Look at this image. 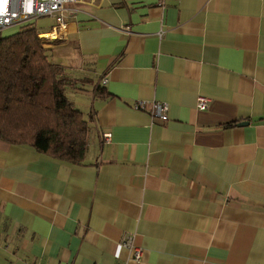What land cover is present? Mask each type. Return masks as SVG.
<instances>
[{
	"label": "crops",
	"instance_id": "1",
	"mask_svg": "<svg viewBox=\"0 0 264 264\" xmlns=\"http://www.w3.org/2000/svg\"><path fill=\"white\" fill-rule=\"evenodd\" d=\"M39 28L88 144L0 138V264H264V0H75Z\"/></svg>",
	"mask_w": 264,
	"mask_h": 264
},
{
	"label": "trees",
	"instance_id": "2",
	"mask_svg": "<svg viewBox=\"0 0 264 264\" xmlns=\"http://www.w3.org/2000/svg\"><path fill=\"white\" fill-rule=\"evenodd\" d=\"M39 34L26 24L0 34V138L82 164L89 122L68 97L67 68L51 59Z\"/></svg>",
	"mask_w": 264,
	"mask_h": 264
},
{
	"label": "built area",
	"instance_id": "3",
	"mask_svg": "<svg viewBox=\"0 0 264 264\" xmlns=\"http://www.w3.org/2000/svg\"><path fill=\"white\" fill-rule=\"evenodd\" d=\"M75 0H0V34L11 26H22L31 23L41 16H54L57 27L64 26L65 4ZM50 37V34H48ZM54 37H57L55 35ZM106 81V79L104 80ZM209 105V99L205 96L198 97L197 107L204 110ZM135 108L142 109L143 102H136ZM153 114L162 120L168 119L169 105L165 102H154L152 106ZM106 141L111 140V134H105ZM123 246L130 248L131 259L139 262L143 250L133 244V238L129 234L122 239Z\"/></svg>",
	"mask_w": 264,
	"mask_h": 264
},
{
	"label": "rangeland",
	"instance_id": "4",
	"mask_svg": "<svg viewBox=\"0 0 264 264\" xmlns=\"http://www.w3.org/2000/svg\"><path fill=\"white\" fill-rule=\"evenodd\" d=\"M38 22H37V25L39 26V27H42V26H45V25H47V24H50L52 21H53V16H50V15H48V16H41L40 18L38 17ZM28 26H30V25H32V26H35V24H33V23H31V24H27ZM38 27V29H39V31L41 30V28H39ZM13 32H15V30L14 29H12V33ZM41 36V35H40ZM42 37V36H41ZM42 38H44V36L42 37ZM43 43H44V41H42Z\"/></svg>",
	"mask_w": 264,
	"mask_h": 264
}]
</instances>
